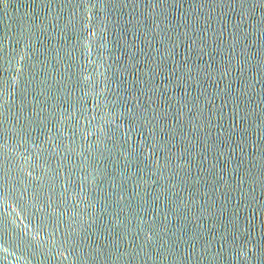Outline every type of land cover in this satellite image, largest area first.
I'll list each match as a JSON object with an SVG mask.
<instances>
[{"label":"water","instance_id":"95a60500","mask_svg":"<svg viewBox=\"0 0 264 264\" xmlns=\"http://www.w3.org/2000/svg\"><path fill=\"white\" fill-rule=\"evenodd\" d=\"M0 264H264V0H0Z\"/></svg>","mask_w":264,"mask_h":264}]
</instances>
